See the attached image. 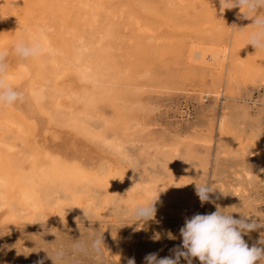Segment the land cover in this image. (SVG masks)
Here are the masks:
<instances>
[{
  "label": "bare ground",
  "instance_id": "obj_1",
  "mask_svg": "<svg viewBox=\"0 0 264 264\" xmlns=\"http://www.w3.org/2000/svg\"><path fill=\"white\" fill-rule=\"evenodd\" d=\"M231 13L240 22V9L221 12L219 0H0L3 78L21 93L0 105V228L69 221L85 216L83 209L105 220L121 207L133 211L156 190V208L176 205L174 185L138 176L130 151L140 145L147 154L153 145L130 135L140 127L131 116L142 109L128 99L141 94L136 85L158 78L154 70L167 61L177 70L173 63L180 61L185 70L208 72L214 98L225 87L227 99L236 101L237 80L250 71L232 60L248 51L234 32L228 43L221 40V22ZM29 36L44 51L23 60L14 44ZM198 37L207 40L203 50L193 40ZM221 114L217 134L236 144Z\"/></svg>",
  "mask_w": 264,
  "mask_h": 264
},
{
  "label": "rangeland",
  "instance_id": "obj_2",
  "mask_svg": "<svg viewBox=\"0 0 264 264\" xmlns=\"http://www.w3.org/2000/svg\"><path fill=\"white\" fill-rule=\"evenodd\" d=\"M229 15L221 22L225 23L221 40L228 43L234 32L238 37L237 44L248 51L240 55L233 53L232 60L242 62L250 71L249 79L237 80L236 101L227 99L230 95L224 91L225 87L219 89L224 96L214 98L208 72L205 71L207 76L204 72L199 73L198 69L185 70L180 61L173 63L182 66L178 65L177 70L171 68L172 63L167 61V67H162L167 70L165 73L169 72L165 76L162 69L160 73L157 71L159 68L154 70L153 73L158 75L154 74V78H158L151 83L143 81V86L136 85L133 89L137 88L141 94L128 99L132 104L140 103L134 107L142 109L131 116L140 127L130 135L139 133L133 140L153 145L147 154L139 150L140 145H135L130 151L138 176L143 182L153 178L170 184L169 187L174 185L176 198L181 203L175 200L178 204L175 202L171 208V203L155 207V217L143 223L134 222L132 211L121 207L115 216L110 215L105 220L89 214L91 217L57 223L40 221L5 230L0 228V264H36L41 259L44 264H53L46 251L52 255L56 247H67L73 239L89 240L99 234H103L106 247L100 264H127L129 258H134L135 264H144V257L149 253H158V258L171 256V250L182 243L179 230L185 218L194 214L212 213L219 205L233 212L234 218H240L241 213L264 215V51H256L247 45V40L239 42L241 37L247 38L246 33L252 31L249 27L251 22L240 19L234 24V14ZM234 25L246 29L238 30ZM193 40L198 43L197 48L203 50L206 38ZM209 45L213 46V43ZM233 47L235 50V43ZM168 64L172 66L168 68ZM102 109L107 118H112L113 112L109 108L104 106ZM223 112L229 119L227 128L234 133L236 144L227 137L228 140L221 139L217 134L215 124ZM128 120L131 121L130 117ZM172 148L177 151L172 152ZM205 182L217 188L209 194L214 203L201 204L196 194V184ZM261 231L264 229L244 236L249 246L259 239ZM156 234L160 238L152 239ZM170 235L175 238L170 239ZM73 264H97V261L91 256H80L74 258ZM181 264L187 262L182 258ZM193 264H200V261L193 259Z\"/></svg>",
  "mask_w": 264,
  "mask_h": 264
},
{
  "label": "clouds",
  "instance_id": "obj_3",
  "mask_svg": "<svg viewBox=\"0 0 264 264\" xmlns=\"http://www.w3.org/2000/svg\"><path fill=\"white\" fill-rule=\"evenodd\" d=\"M219 3L221 12L237 7L240 9L243 14L240 18L250 20L249 25L252 26V31L247 35V45L253 46L256 51H264V0H219ZM14 51L18 57L27 60L39 57L44 48L37 37L29 36L18 40L14 44ZM6 56L7 52L0 50V105H11L21 98V93L3 78ZM215 189L217 188L209 182L196 184V194L201 204L214 203L209 194ZM157 198L158 190L146 202L136 204L132 211L133 221L143 223L153 219ZM83 210L87 218L88 212ZM232 213L217 205L212 213H197L185 218L184 225L179 230L181 245L171 250V256L158 258V253L147 254L144 264H181L182 258L187 264H193V259H198L200 264H264V231L260 232L259 239L251 246L244 239L251 232L264 229V215L241 213L240 218H234ZM159 238L158 234L152 237L154 240ZM169 238L175 237L170 235ZM105 248L103 234H99L89 240L73 239L67 247H56L52 255L42 249L53 264H73L74 258L80 256H91L100 264ZM36 264H44V260L41 259ZM127 264H135V259L129 258Z\"/></svg>",
  "mask_w": 264,
  "mask_h": 264
}]
</instances>
